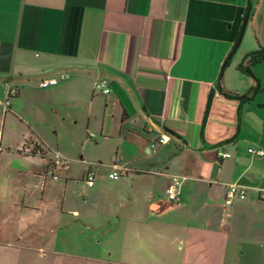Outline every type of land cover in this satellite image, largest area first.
<instances>
[{
    "label": "crops",
    "instance_id": "obj_1",
    "mask_svg": "<svg viewBox=\"0 0 264 264\" xmlns=\"http://www.w3.org/2000/svg\"><path fill=\"white\" fill-rule=\"evenodd\" d=\"M261 1L0 0V264H264Z\"/></svg>",
    "mask_w": 264,
    "mask_h": 264
},
{
    "label": "built area",
    "instance_id": "obj_2",
    "mask_svg": "<svg viewBox=\"0 0 264 264\" xmlns=\"http://www.w3.org/2000/svg\"><path fill=\"white\" fill-rule=\"evenodd\" d=\"M59 81L55 80V79H51V80H46V81H42L40 83V86L42 88L51 86V85H55L57 84ZM102 94H107L109 93V89L104 88L102 91ZM17 93L16 90H10L8 92V97H13L15 96ZM9 106V101L7 100L4 103V107L7 108ZM170 141V137L166 134H162L159 137V144H167ZM248 152L252 155L255 156H259V157H263L264 158V150L263 149H249ZM222 157L224 158H228L229 155L228 154H222ZM55 158H57V155H55ZM127 169H121L120 171L116 172V173H112L109 175L110 179L116 180L118 179L121 175H125L127 173ZM48 176H50L52 179H57V176L49 173L47 174ZM85 180L87 183V186L91 187L94 184V180H95V172L93 170H89L85 176ZM246 189L244 187L238 186V185H228L227 190H226V194H225V200H224V205L226 207H229L233 201L235 200H244L246 197ZM165 195L168 199V201L170 203H175L176 201H178L179 198V193L177 191V189L174 186H169L166 191H165ZM260 196L264 197V191H260Z\"/></svg>",
    "mask_w": 264,
    "mask_h": 264
},
{
    "label": "rangeland",
    "instance_id": "obj_3",
    "mask_svg": "<svg viewBox=\"0 0 264 264\" xmlns=\"http://www.w3.org/2000/svg\"><path fill=\"white\" fill-rule=\"evenodd\" d=\"M260 4V12L257 17V22L264 18V0H262ZM261 41L264 42V34L261 31L259 34H256V32L252 31L251 27L248 28L247 32H245L242 36V40L239 44V47L235 51V58H237L239 54H241L244 50H252V52H255V54L260 52V49H264V46L262 45ZM262 63L263 64H260L262 66L258 67H262L261 72L264 75V62Z\"/></svg>",
    "mask_w": 264,
    "mask_h": 264
},
{
    "label": "water",
    "instance_id": "obj_4",
    "mask_svg": "<svg viewBox=\"0 0 264 264\" xmlns=\"http://www.w3.org/2000/svg\"><path fill=\"white\" fill-rule=\"evenodd\" d=\"M249 12H250V7H248V9H247V14L245 16V19H244V22H243V25H242V30H241L239 39L235 43V47L233 48L231 54L226 58V60H225V62L223 64V68L226 66V64H227L228 60L230 59V57H231L232 53L234 52V50L239 46V43H240V40H241V35H242V33H243L244 29H245V25H246V23L248 21V18H249Z\"/></svg>",
    "mask_w": 264,
    "mask_h": 264
},
{
    "label": "trees",
    "instance_id": "obj_5",
    "mask_svg": "<svg viewBox=\"0 0 264 264\" xmlns=\"http://www.w3.org/2000/svg\"><path fill=\"white\" fill-rule=\"evenodd\" d=\"M250 56L253 58L254 62H258L260 60H263L264 59V49H260V52H258L256 54L253 53ZM226 96L232 97L231 95H228V94ZM33 153H34V150H33Z\"/></svg>",
    "mask_w": 264,
    "mask_h": 264
}]
</instances>
